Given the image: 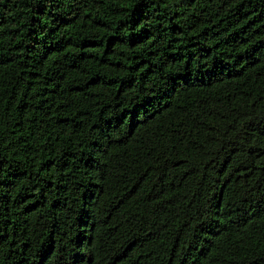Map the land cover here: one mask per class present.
<instances>
[{
    "label": "trees",
    "instance_id": "trees-1",
    "mask_svg": "<svg viewBox=\"0 0 264 264\" xmlns=\"http://www.w3.org/2000/svg\"><path fill=\"white\" fill-rule=\"evenodd\" d=\"M0 264H264V0H0Z\"/></svg>",
    "mask_w": 264,
    "mask_h": 264
}]
</instances>
